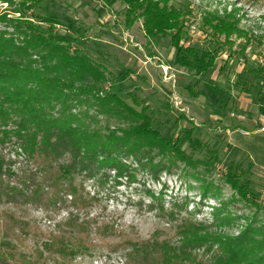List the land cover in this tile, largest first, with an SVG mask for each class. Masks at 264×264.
<instances>
[{
	"label": "rangeland",
	"instance_id": "374dc122",
	"mask_svg": "<svg viewBox=\"0 0 264 264\" xmlns=\"http://www.w3.org/2000/svg\"><path fill=\"white\" fill-rule=\"evenodd\" d=\"M174 6L188 12L181 44L215 57L206 73L176 63L171 34L147 37L141 20L126 27L124 0H44L27 13L36 24L53 18L56 31L71 39V54L105 68L103 94L145 111L186 160L146 149L123 158L122 175L101 169L64 176L57 164L40 169L15 141L0 144L11 161L3 189L14 191L0 196V264H156V255L131 256L122 242H147L157 233L177 241L185 220L214 225L217 216L230 221L212 230L237 236L253 222L264 240V0H175ZM13 9L0 3V15L18 18ZM227 15L241 34L211 36L203 19ZM6 27L0 23V30ZM87 107L73 111L88 110L93 126L106 128V117ZM131 124L113 119L109 126ZM151 161L161 166L157 172ZM69 223L84 247L73 239L76 254L43 247L72 233ZM198 253L199 261L209 260L203 249Z\"/></svg>",
	"mask_w": 264,
	"mask_h": 264
},
{
	"label": "trees",
	"instance_id": "16d2710c",
	"mask_svg": "<svg viewBox=\"0 0 264 264\" xmlns=\"http://www.w3.org/2000/svg\"><path fill=\"white\" fill-rule=\"evenodd\" d=\"M43 1L0 0L14 8L11 13L19 14L18 18H11L8 11L0 15V23L8 26L0 30V144L15 141L21 152L40 169L57 164L64 176H70L73 171L91 176L101 169L122 175L126 167L123 158L137 157L146 149H156L159 154H170L177 161H185V152L153 129L151 117L145 111L136 110L115 94H103V84L108 81L105 68L84 54H71L72 41L56 31L57 22L53 18L40 17L37 24L27 18V13L36 10ZM174 2L124 0L126 27L131 28L141 20L147 37L171 34L176 63L186 70L206 73L213 68L215 57L181 44L185 35L182 25L188 12L177 9ZM203 20L213 37L240 33L229 15L206 16ZM188 91L199 95L190 87ZM131 98L139 107L138 97ZM77 107L94 108L108 120L106 128L93 126L90 120L95 117H89L88 110L74 113ZM113 119L133 124L111 129L109 124ZM192 133L193 130L187 136L191 147ZM9 163L0 154V196L14 192L3 189V179L10 174ZM160 167L150 162V171L157 172ZM229 221L228 217L217 216L214 225H207L187 219L176 228L177 241L161 239L157 233L147 242L122 243L133 251L131 256L156 255V264H264V240L257 239L253 222L237 236L224 233L221 228L212 230L211 226L216 223L221 227ZM75 225L69 223L71 227ZM78 230L76 226L72 233H60V237L43 247L59 250L61 255L73 249L68 253L76 254L72 239L78 248L84 247L80 239L74 238ZM201 249L209 257L208 261H199Z\"/></svg>",
	"mask_w": 264,
	"mask_h": 264
}]
</instances>
